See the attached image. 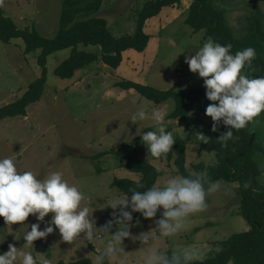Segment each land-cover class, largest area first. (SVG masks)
<instances>
[{"label":"rangeland","instance_id":"1","mask_svg":"<svg viewBox=\"0 0 264 264\" xmlns=\"http://www.w3.org/2000/svg\"><path fill=\"white\" fill-rule=\"evenodd\" d=\"M145 1L101 0L99 9L92 16L104 19L115 37L132 35L137 14ZM62 2L0 0V9L15 22L19 30L34 28L40 36L51 38L59 26ZM249 2L216 1L215 5L224 11L225 20L236 36L241 34L244 27ZM189 3L190 0H182L176 7L162 8L156 17L146 23L145 32L150 36L147 47L142 52H124L121 63L115 69L97 60L78 70L73 78L61 79L54 74V70L69 57L71 49L50 54L46 58V83L39 100L26 107L25 116L8 117L0 121V157H11L18 171H32L38 178H43L51 171H62L64 178L76 184L83 193L82 206L93 203V217L98 228L109 220L113 210L110 207L96 208L95 205L103 204L104 199H111L113 195H122L118 189L110 186L112 181L122 178L137 181L140 177L120 167L109 152L111 149H130L133 156L147 160L160 172L155 183L157 185L163 186L170 176L179 175L172 161L153 158L147 154L141 142L133 144L144 128L153 126L150 115L153 109L163 111L173 136L185 141V169L188 173L194 174L192 166L195 164L208 166L214 163L215 154L199 150L204 142L195 136V132H202L209 140L219 132V128L215 132L211 131L212 120L204 112L192 111L185 118L167 119L174 108L172 99L156 105L134 90L115 86L117 81L126 79L157 89L173 87L182 92L204 88L203 78L189 71L185 63V55H194L209 39L204 31L194 32L185 24ZM259 6L264 13V2ZM80 47L87 52L100 53L98 46ZM40 53L41 50L36 49L26 54L21 39H13L8 44L0 41V107L19 98L29 83L40 77L41 68L37 64ZM139 107H144L145 118L136 124L128 121ZM248 127L253 125L249 124ZM257 127L264 139V121H260ZM262 138L258 137V140L264 143ZM100 152L105 154L98 159H90ZM254 160L261 168L257 178L258 190L264 194V156L256 155ZM216 182L219 188L206 194V208L191 214L180 232L146 245H140L131 236L125 238V252L105 263L144 264V258L151 249L167 253L187 250L191 252L192 260L199 261L216 250V242L248 230L246 221L238 214L240 197L237 184L224 180ZM50 217L51 213H48L45 221ZM158 217L149 218L146 224L132 223L130 233L136 236L155 228L153 221ZM23 223L30 225L38 222L30 214ZM39 223L42 229L45 224ZM19 227V222L12 225L17 236L25 230ZM115 228L116 225H113L109 231H115ZM9 231L4 227L3 217H0V240L5 238L0 243L1 252L8 250L9 243L17 248L25 243L23 237L14 240ZM107 239L109 234L101 231L100 240L92 244L82 239L69 243L62 241L54 229L45 238L33 241V247L20 250L30 252L37 264L43 263L45 259L51 264H71L81 258H87L95 264V255Z\"/></svg>","mask_w":264,"mask_h":264},{"label":"trees","instance_id":"2","mask_svg":"<svg viewBox=\"0 0 264 264\" xmlns=\"http://www.w3.org/2000/svg\"><path fill=\"white\" fill-rule=\"evenodd\" d=\"M181 1L146 0L137 14L134 33L120 37H115L110 32L104 19L92 16L99 9L101 0H63L59 26L51 38L40 36L34 28L19 30L15 22L5 16L0 9V41L8 44L13 39H21L26 54L36 49L41 50L37 57V64L41 68L40 77L30 82L27 90L19 98L0 107V121L8 117L25 116L26 107L39 100L46 83V58L50 54L59 50L71 49L69 57L54 70V74L61 79L73 78L78 70L97 60L115 69L121 63L124 52L127 50L142 52L147 47L150 36L145 32L146 23L156 17L162 8L176 7ZM216 1L190 0L185 24L194 32L204 31L205 36L214 42L222 45L230 43L232 45L230 51L233 54L246 47L254 48L255 58L251 65L243 71L249 78L264 76V13L259 6L264 0H250L247 4L248 11L244 16V27L239 36L235 35L225 20L224 11L215 5ZM80 46H98L100 53L87 52ZM115 86L124 90H134L156 105L172 99L174 108L167 119L185 118L192 111L205 113L207 104L214 103L205 98L204 88L182 92L173 87L157 89L126 79L117 81ZM260 121H264V111H261L249 123L253 127L249 128L248 124L240 130H233V138L223 146L216 138L227 129L222 123L219 124V132L207 143L199 146L201 151L213 152L215 162L208 166L202 163L193 165L194 174L188 173L185 169L186 143L179 137H174L176 141L166 155L156 158L167 162L172 161L175 172L181 176L199 175L209 182L224 180L237 184L240 197L238 214L246 221L248 230L232 234L216 242V250L212 254L203 260H191L190 264H264V194L258 190L257 178L261 173V168L254 160L256 155L264 156V143L258 140V137L259 139L263 137L257 127ZM152 130H155L154 126H149L142 132ZM166 130L171 131L167 124ZM139 142H141L140 137L133 140L134 145ZM109 152L114 155L120 167L140 176L137 181L126 178L114 179L110 186L118 189L122 194L130 195L129 189L135 188L137 184H143L145 188L150 187L160 176V172L155 167L147 160L133 156L130 149H111ZM104 154L103 152L97 153L90 159H98ZM205 187H208L207 183ZM118 212L119 210L117 214ZM132 216L133 222L131 223L139 221L146 224L149 220L138 212L132 213ZM157 216H159V211ZM111 218L110 216L109 219ZM168 254L172 253L168 252ZM71 264H92V262L87 258H81Z\"/></svg>","mask_w":264,"mask_h":264},{"label":"clouds","instance_id":"3","mask_svg":"<svg viewBox=\"0 0 264 264\" xmlns=\"http://www.w3.org/2000/svg\"><path fill=\"white\" fill-rule=\"evenodd\" d=\"M231 48L230 43L222 45L209 38L194 55H185L189 71L203 78L205 98L214 102L205 107V115L212 120L211 131H217L221 123L226 126L227 130L216 138L222 146L233 138V130L246 127L264 111V76L249 78L242 71L251 65L256 55L255 49L246 47L233 54ZM150 115L155 130L138 135L147 154L160 158L172 149L176 140L173 133L166 130L163 111L153 109ZM145 116L144 107H139L128 121L136 124ZM195 136L207 143L208 136L202 132H195ZM205 183L208 184L207 188ZM218 188V182H209L199 175H173L163 186L153 184L145 188L143 184H137L129 189L130 195H113L111 199H104L103 204L95 205L96 208L110 207L113 210L110 213L112 218L98 228L93 217V203L82 206L83 193L76 184L64 178L62 171H51L38 178L32 171H18L11 157H0V217H3L4 227L10 229L8 233L13 235V239L23 237L25 243L21 248L33 247V241L45 238L55 229L64 242L82 239L92 244L100 240L101 231L108 233L109 239L95 255V264H105L106 260L125 252L123 241L130 236L140 245H146L150 241L177 234L191 214L206 208V194ZM158 211L159 217L153 221L155 228L132 236L129 231L133 222L132 213L154 218ZM48 213H51V217L45 221ZM30 214L38 223H23ZM18 222L19 229L25 228L19 236L12 228ZM39 222L45 224L42 229ZM114 223L115 231L110 232ZM21 248L9 243L8 250L0 252V264H17L18 259L19 264H37L33 255L21 251ZM191 260L192 254L187 250L169 255L165 251L151 249L144 258V264H190ZM43 264L51 262L45 259Z\"/></svg>","mask_w":264,"mask_h":264}]
</instances>
